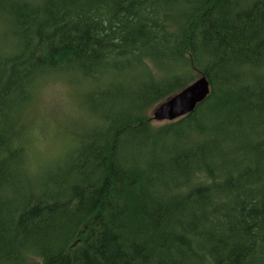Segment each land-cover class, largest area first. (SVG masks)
Masks as SVG:
<instances>
[{
    "label": "trees",
    "instance_id": "obj_1",
    "mask_svg": "<svg viewBox=\"0 0 264 264\" xmlns=\"http://www.w3.org/2000/svg\"><path fill=\"white\" fill-rule=\"evenodd\" d=\"M0 30V264H264V0H0ZM59 74L100 127L42 178L26 112Z\"/></svg>",
    "mask_w": 264,
    "mask_h": 264
},
{
    "label": "rangeland",
    "instance_id": "obj_2",
    "mask_svg": "<svg viewBox=\"0 0 264 264\" xmlns=\"http://www.w3.org/2000/svg\"><path fill=\"white\" fill-rule=\"evenodd\" d=\"M79 81L70 75L50 76L37 86L28 106L26 122L32 126L29 147L38 166L39 177L55 174L56 169L64 166L76 150H71L76 138L80 139L96 126L100 127L93 124L99 119L91 114L92 107L87 98L89 89ZM157 105L147 111L155 129L171 123L152 119ZM170 138L173 139L174 135Z\"/></svg>",
    "mask_w": 264,
    "mask_h": 264
},
{
    "label": "water",
    "instance_id": "obj_3",
    "mask_svg": "<svg viewBox=\"0 0 264 264\" xmlns=\"http://www.w3.org/2000/svg\"><path fill=\"white\" fill-rule=\"evenodd\" d=\"M211 93L207 77L200 76L165 101L157 105L152 119L157 121H174L194 112Z\"/></svg>",
    "mask_w": 264,
    "mask_h": 264
}]
</instances>
